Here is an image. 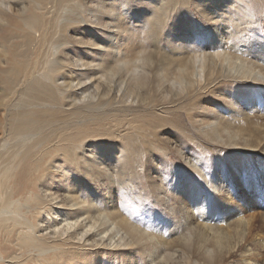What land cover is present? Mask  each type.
Returning <instances> with one entry per match:
<instances>
[{
    "label": "bare ground",
    "instance_id": "1",
    "mask_svg": "<svg viewBox=\"0 0 264 264\" xmlns=\"http://www.w3.org/2000/svg\"><path fill=\"white\" fill-rule=\"evenodd\" d=\"M26 1L17 15L0 11V264H101L95 262V253L99 254L100 249L134 251V236L150 240L160 251L167 249L164 234L153 227L163 221L159 216L154 218L152 211L145 212L151 226H142L140 218H134L125 204L123 213L122 206L120 210L107 196L94 193L99 187L112 189L119 179L115 176L118 163L131 172L134 166L144 168L148 154L168 155L163 147L151 146L154 131L159 128L156 122H163L153 113L156 109L162 113L171 108L182 109L202 138L257 158L256 173L251 179L256 176L264 185V128L249 116L229 122L240 108L249 107L252 112L264 106V98L258 100L256 87H250L255 84L264 89V41L254 39L258 34L245 40L241 31H257L253 27L240 28L257 21L254 8L264 14V0H157L154 6H145L143 11L149 12L150 18L141 26L121 17L120 12L116 13L119 17L114 13V9L127 11L125 0ZM6 2L0 0L1 10ZM191 6L207 32L196 28V14ZM171 11L192 22L190 34L176 44L181 50L175 57L157 61L156 51L149 43L151 34L171 19ZM188 12L192 17L188 18ZM81 19L90 35H77L81 37L75 40L68 32L76 30ZM233 25L236 26L228 31ZM233 41L240 46L231 47ZM222 80L245 88L236 94L230 91L218 96L229 110L227 114L204 104V97L215 93ZM61 107H66V112ZM111 109L126 114L137 110L143 113L131 116L129 122L110 118L106 113ZM98 119L106 121L99 124ZM68 120L73 128L65 130ZM132 122L141 125L134 126ZM85 130L87 143L79 138ZM176 152L201 180L209 181L208 169L205 172L198 157L192 160L191 154L181 153L180 149ZM227 163L228 171L232 170L229 179L238 187L227 184L228 176L221 164L223 168L215 171L211 182V207L204 188L189 179L185 180L187 193L181 189L182 179H177L172 185V199L168 200L169 207H176L184 221L187 239L198 237L207 255L236 248L231 245L229 222L237 224L239 239L252 234L255 218L264 223L263 204L258 201L256 207L251 201L241 202L237 193L245 198L252 188L250 180L241 184L247 171H234L238 164ZM104 172L111 181L109 187L93 182L105 179ZM87 174L92 177V184L99 185L93 186L90 196L83 194L90 192L89 185L79 184ZM129 180L131 183L134 179ZM164 186L167 184L161 180L160 188ZM152 189L158 190L155 186ZM173 198L179 200L178 206ZM188 205L192 216L200 215L196 222H192L195 216H190ZM222 206L229 218L227 225L219 219L218 209ZM199 220L205 223L195 226ZM252 240L264 249L263 236ZM156 259L157 255L151 256L148 264H157ZM243 264L250 261L244 260Z\"/></svg>",
    "mask_w": 264,
    "mask_h": 264
},
{
    "label": "rangeland",
    "instance_id": "2",
    "mask_svg": "<svg viewBox=\"0 0 264 264\" xmlns=\"http://www.w3.org/2000/svg\"><path fill=\"white\" fill-rule=\"evenodd\" d=\"M102 1H104V0H102ZM26 3H27L26 0H7L6 5H8V7L10 6V9L6 10V8H8V7L5 5V6L1 7L2 10L0 9V11L5 13L8 16L17 15L20 12L21 7ZM123 3H124V1H123ZM125 3L128 4L127 11L126 10L123 11L122 9H120V10L118 9L117 11H115V9H114V13L118 14V12H120L121 17L122 16H123V18L126 17L128 20L134 21V23L136 22L135 25L141 26L144 20H146L147 18H150L149 12L143 11V10H145V6L146 5H147L146 7H148L149 5L154 6L157 3V0H153L150 3L148 2V0H146V1L145 0H125ZM263 6H264V4H263ZM49 7H50V5L46 6L47 9ZM110 9L112 10V8H110ZM192 9H194V6H191V10ZM254 11H255L254 17H255V19H257V21L255 20L256 22L252 23L251 26L249 24H242L240 26V28L253 27L256 29L257 32L253 33V34H251L252 32L247 33L246 29L243 31H241V29H239V31H241L242 38H244L247 41H249V38L250 37L252 38V36L254 34H256V35L258 34V36H256V38H254V39L264 41V14L261 13L257 9V7H256V9L254 8ZM192 13L194 15L196 14L195 9L192 11ZM192 13L188 12V14H186V15H188V18L192 17ZM179 14L180 15H178L177 12L175 13V12L171 11V13L169 14V17L171 19H168V21L163 24V26L157 31V33L151 34V36H152L151 42H149V43L151 44L153 51L154 52L156 51L155 57H156L157 61H158V59H163V58H166L168 56L169 57H175L178 54V52L181 50V49H178L176 47V44H178L179 41L183 40L184 35L190 34V26L189 25L192 22L185 21L184 15H181V13H179ZM195 18H196V20H195L196 28L199 29V27H202V29L207 32L205 27H203V24L201 25L202 21H201L200 17L198 16V14L195 15ZM104 19H105V17H104ZM197 20H198V22H197ZM107 22H109V20H107ZM139 24H141V25H139ZM76 26L78 27L76 30H74V29L69 30L68 35L70 37H72L75 40H77V38L81 37V36L84 38H89L90 34H88V33H90V30L87 28L86 25H84V23L82 22V19L79 21V24H77ZM235 26L236 25H233L232 27H230L228 31L232 30ZM108 29H109V27L106 28L107 31H108ZM32 35L34 37L37 36L36 33H32ZM77 35H81V36H77ZM244 36H246V37H244ZM233 46L236 48V47H239L240 45L236 44V41H233L231 43V47H233ZM158 50H160V52ZM89 54L90 53H88V55ZM228 83H230L229 80L228 81L224 80L223 83H220V85L218 86V89H217L218 92H217V90H215L216 91V92L214 91L215 93H213V94L210 93V95H207L204 97V100L206 101L204 104L207 108L222 109V112H225L226 114L229 112V110H226L227 107L224 105L223 100L222 99H221L222 101L220 100V98H222V97H219V99H217L218 96H225L230 91L233 94H236L238 91H240L241 89L244 90L245 88H239L236 85H234L233 83H230L231 85H229ZM252 85L250 87H252L253 89H255V87H256L255 90L259 94L258 100H262L264 98V89H262V87L255 86V84L253 86ZM233 86H235V87H233ZM227 89H229V90H227ZM170 106H173V105H170ZM65 108L63 107V109H62V107H61V110L62 111L64 110L63 112H66ZM158 110L159 109L154 110L153 113L156 112L158 115V118L160 117V120L163 122H156L157 125H155V126L156 127L158 126L159 128L154 131V135L152 138L153 141H151V146L159 145V146L163 147L164 149H166V151L169 152L166 157H161L162 155H159L157 152H154V154L151 153L153 156L148 154L145 157L147 159L146 160L144 159V161H145L144 162V168L143 169L142 168L141 169L140 168L135 169V166H134L131 168V172L126 170L127 167H123L122 164L118 163L117 169H116L117 173L115 174V176H118L119 179L116 181V184L113 185L112 189L109 190L111 192L105 190L104 187L103 188L101 187V189H100L98 184H97L98 186L96 184H92V181H93L92 177L88 176V174H87V176H82L80 178L79 184L82 186H84L85 184L89 185L90 192H87V191L83 192V194L85 193L84 195H86V196H90L89 193L94 192V189H95L94 187H96V186L99 187L98 191H96L94 193H98V194L102 195L103 198H104V196H107L108 197L107 200L110 202L112 201L111 203L115 207H119V206L121 207L122 206L121 209H122L123 213H125V211H123V209H124V206L126 205L127 208L132 210V214H133L134 218H140L141 222L139 221V223L141 225L144 224L142 226H146V225L151 226V223H148L149 220L146 219L147 218L146 213H148L149 211H152L153 214H155L154 218H156V215L159 216L163 221H161V222L158 221V223H155V226H153V227L158 229L159 231H161L164 234V243L167 244L168 248L160 251L159 249H157L153 246V243L150 240H147L144 237L134 236V240H135L134 251H129L125 248L120 249V250H110V249L101 250L100 249L99 254L95 253L93 255V258H95V262H98L101 264H148L149 258L151 256L157 255V259L155 260L157 262V264H243L244 260H249L250 264H264V249H261L260 247H258L256 245V243L253 242L254 240H252L253 238H255L258 235L264 237V234L262 235V233H264V223L262 220H260L259 217H258V219L255 218L253 220V228H254L253 232H252L253 235L248 234L247 236H244V239L243 238L239 239V238H236L237 235L235 232V228H237L236 227L237 224H235L233 222H229L230 224L227 225L228 224L227 220L229 218L225 215L223 206L221 208H219L218 209L219 219L222 222H225V225H227L229 227L228 230L233 235V237H232L233 240L231 238V241H232L231 245H236V248L234 250H230V251L227 248H224V249H222L221 253L220 252L218 253L215 250L214 253L207 255V253H205L206 251L203 248V246L200 247L201 242L199 240H197L198 237H195L194 235H192L191 239H187V233L183 228L184 221L182 220L181 216L179 217L177 210H176V207L173 208L172 205H171V207H169V201H168L170 198L172 199V195L174 194L175 190H173L172 185L175 183V181L177 179H182L181 184H183V185H182L181 189H183V191H184L183 194H186L188 188L185 186V183H186L185 180L189 179V180H193L195 183H199L200 186H202L204 188L205 195H206L205 198H207L208 202L210 203L209 205L211 207L212 201L214 203V197H213L214 192L212 189L213 186H212L211 182L215 178L214 177L215 171L217 169H220V167H222V166H220L221 164L224 167L223 173H225L228 176L227 180H226L227 184L230 182L231 187H233V188L238 187L236 182H231V179H229V178H231L230 173L232 172V170L229 172L227 169V164H228L227 162L231 163V161H234V162H236V164H238L234 168V171L237 169H239V170L245 169L247 171V175H246V177H244V182H241V184L245 185L246 180L252 181V188L250 187V190L248 191V196L243 198L242 195L239 194V191H237L238 196L240 197L239 199L242 200L241 202L246 201V203H248V204L251 201L250 204L255 203V205L257 204L258 201H260L263 204L262 207L264 208V191H263L264 185L262 184V182L260 183L259 178H257L256 176L254 179H251V177H253L256 173V171H255L256 165L254 162H255V160H257V158H255V159L251 158V156L245 155V153H240V151L235 150L232 147H225L223 144H220L218 142H211V141H208V140L202 138L201 135L191 126V123L186 119L185 111H183L182 109H175V108L172 109L171 108L170 111L168 112L170 114L162 113L161 111H158ZM252 110L253 111L251 112L249 107L246 110H243L242 108L238 109L236 112V117H232L229 122L230 123L236 122L238 119L243 120V119H246L245 116H249L248 119L255 120L257 123H259L261 125L262 128H264V106H262L261 109H255L254 108ZM172 112H174V114ZM141 113H143L142 110L131 111V112H128L126 114V112H116L115 110L111 109V111L106 113V114L109 115L110 118L113 117V118H117L120 120L125 118L130 122L133 119V118H131V116H137V115H140ZM116 114L118 116H114ZM61 116H63V115H61ZM99 117L102 118L103 114H100ZM105 121H106L105 119H98L99 124H103ZM132 123L134 126L141 125L140 122H132ZM162 123H164V125L160 127V124H162ZM70 127L73 128V126H71V121L68 120L65 123V130L67 128L70 129ZM91 128L99 129V128H94V127H91ZM126 128H127V126H126ZM141 129L144 133L147 132V129L144 128V124H142ZM83 133H86V134H83ZM83 133L80 135L79 138H81L82 140L85 139V143H87V139L89 138L88 136H86L87 130H85ZM83 137H85V138H83ZM177 149H180L181 153H187V155L191 154L192 160L195 158L197 159V157H198L199 158L198 159L199 164H201V166L202 165L204 166L203 168H204L205 172L208 169L207 175L209 177L210 182L209 181L204 182L203 180H201L200 176L198 177V175H196L194 173V171L191 170L189 168V166L185 164V161L181 158V156L178 155V153L176 152ZM220 162H222V163H220ZM145 164H146V166H145ZM248 166H250L252 168L248 169ZM119 168H120V170H118ZM143 171H145V172H143ZM126 172H128V173H126ZM210 172H211V175L209 176ZM238 172L239 171H237V173ZM131 173H132V175H131ZM172 173L174 174V177L172 176L173 175ZM103 175L105 177H103V176L102 177L105 179L99 180V178H98V180H95L93 182H98L99 184H102L105 187H109L108 183L109 182L111 183V181H109L110 179L107 178V176L105 175V172L103 173ZM131 176H134V177H131ZM164 176L167 177L165 180H163ZM128 177L133 178L134 180H132V182L130 183V180H129L130 178H128ZM139 177L141 179V182L138 183ZM86 178H87V181H86ZM88 180H89V182H88ZM105 180L107 181V186H106ZM161 180H162V182L167 184V186H164V188L161 187L163 190L160 188ZM120 184H121V186H120ZM124 185H126V186H124ZM122 186H123V188H122ZM154 186L156 188H158V190H156L155 192L152 189V188H154ZM127 190H128V192H131V194H128V192H126ZM99 191L100 192L102 191V192L100 193ZM172 191H173V193H172ZM153 192L156 194H154ZM105 193H107L108 195ZM118 194H120L121 196ZM168 195H169V197H168ZM119 198L121 199L122 202L120 201ZM187 198H189V197H187ZM174 200H175V198H173V202L174 203L176 202V205L178 206L179 200L177 198L175 201ZM117 203H119V204H117ZM137 204L139 205V209H137V207H136ZM147 204H148V206H147ZM120 207L118 209H120ZM144 207L145 208L148 207V209H143ZM256 207H257V205H256ZM187 210L190 212V216H192V207L190 205H188ZM174 212H176V214H175L176 217L173 218L172 215ZM255 212H258V211L255 210ZM197 215H198V213H197ZM194 216H192V217H194ZM170 217H172V218H170ZM149 219H150V217H149ZM198 219H200V215H199V217L195 216L194 220L192 219V222L193 221L196 222ZM135 220H137V219H135ZM204 223H205V220H202V221L199 220V224L194 223V225L198 226V225H203ZM13 229H14V227H13ZM13 231L17 233L16 229H14ZM260 231H261V233H260ZM245 238H248V239H245ZM238 244H239V246L237 248ZM2 247H3V244H2ZM245 249L247 251L250 249L249 250L250 252H247ZM91 251H92L91 253H93V250H91ZM149 254H151V255H149ZM78 260H80V259L78 258ZM80 262H82V261H80Z\"/></svg>",
    "mask_w": 264,
    "mask_h": 264
}]
</instances>
